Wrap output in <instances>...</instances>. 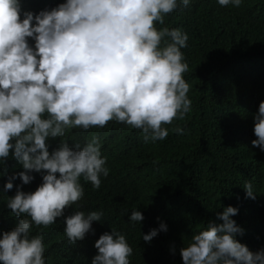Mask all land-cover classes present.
I'll return each instance as SVG.
<instances>
[{"label": "clouds", "instance_id": "clouds-1", "mask_svg": "<svg viewBox=\"0 0 264 264\" xmlns=\"http://www.w3.org/2000/svg\"><path fill=\"white\" fill-rule=\"evenodd\" d=\"M181 2L188 7L190 0ZM218 3L239 7L241 0ZM178 6V0H63L37 13L24 10L22 0H0V160L7 163L11 155L23 168L0 190L16 187L7 208L18 218L15 228L0 232L2 264H45L42 235L30 236L33 224L48 228L64 218V234L76 245L94 234L92 223L103 216L76 211L65 217L84 195L81 177L99 189L101 175H109L100 138L92 136L83 147L61 140L51 151L50 139L116 121L141 130L146 143L162 141L169 135L165 125L191 111L181 51L188 34L156 26ZM253 131L252 146L264 151V101L254 114ZM32 173L42 174V183L25 192L23 185L35 180ZM16 179L22 184L14 185ZM243 188L246 198H256L251 182ZM237 214L227 206L217 213L222 223L209 222L193 234L180 249L183 264H264V248L253 252L236 239L244 234L232 219ZM144 219L136 210L129 217L133 223ZM159 231L166 232L167 225L142 239L151 243ZM94 247L91 264H130L133 249L115 229Z\"/></svg>", "mask_w": 264, "mask_h": 264}, {"label": "trees", "instance_id": "trees-1", "mask_svg": "<svg viewBox=\"0 0 264 264\" xmlns=\"http://www.w3.org/2000/svg\"><path fill=\"white\" fill-rule=\"evenodd\" d=\"M60 2L22 0V6L38 13ZM178 5L156 26L188 34L181 51L188 64L183 76L190 86L191 111L165 125L169 135L162 141L146 143L141 130L116 121L88 131L73 128L49 140L51 151L61 140L83 147L98 136L109 175H101L99 189L81 177L84 195L65 211V217L76 211L102 212L101 221L92 223L94 234L90 231L72 245L64 234V218L48 228L33 224L30 236L42 235L45 264H91L98 251L95 241L112 229L125 235L132 247L130 264H183L180 249L209 222L222 223L217 213L227 206L238 209L232 219L244 229L236 239L253 252L264 248V151L252 146L254 114L264 101V0H241L239 7L220 6L218 0H190L188 7L178 0ZM19 171L23 168L11 155L7 163L0 160V190ZM32 175L35 180L23 185L25 192L42 183V174ZM246 182L253 185L254 200L246 198ZM13 183L19 186L22 181ZM15 194L16 187L0 191V232L18 224L7 208ZM133 210L145 219L131 222ZM161 223L167 231L145 242L142 235Z\"/></svg>", "mask_w": 264, "mask_h": 264}]
</instances>
